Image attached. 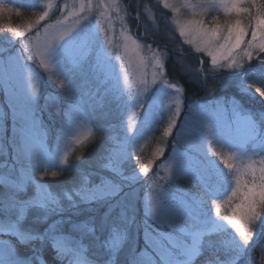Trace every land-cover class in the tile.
<instances>
[{"label": "rangeland", "instance_id": "rangeland-1", "mask_svg": "<svg viewBox=\"0 0 264 264\" xmlns=\"http://www.w3.org/2000/svg\"><path fill=\"white\" fill-rule=\"evenodd\" d=\"M256 2L251 12L238 13L233 0H0V14L24 16L15 30L0 33V200L16 185H21V199L41 194L38 186L43 185L62 201L63 239L75 245L71 223L90 217L99 221L110 204L71 208L65 194L74 191L82 172L101 173L122 187L111 203L126 209L129 242L144 254L138 264L159 259L153 243L159 234L192 242L180 229L193 233L199 226L183 211L194 201L200 220L224 228L209 225L200 243L203 250L211 249L198 250L188 264H232L228 246L240 238L225 218L240 203V193L259 185L264 175V97L255 92L264 88V52L257 46L250 49L251 59L245 55L264 13V0ZM252 5L241 0L235 7ZM237 20L247 33L243 43L229 59L213 65L207 51H197L204 44L195 23L225 31ZM138 21L155 43L131 36ZM164 44L196 57L173 54ZM61 46L68 49L61 59L46 54ZM168 60L173 75L198 86L191 87L195 94L188 104L183 87L167 75ZM233 104L240 109L235 114ZM248 121H255L257 136L251 135ZM94 141L105 146L98 169L72 165L78 147ZM115 154L130 156L118 175L101 168ZM181 164L185 171L178 173ZM144 165L147 173L140 171ZM123 176L134 179L124 181ZM161 204L172 210L175 228L158 223L149 211ZM34 212L29 209L22 221L29 218L27 230L39 234L44 226L35 223ZM257 214L258 222L242 221L250 243L239 264H264V205H257ZM2 217L7 224L16 214L3 212ZM82 248L87 253V242ZM206 253L207 259L198 260ZM81 256L94 263L93 255Z\"/></svg>", "mask_w": 264, "mask_h": 264}, {"label": "snow or ice", "instance_id": "snow-or-ice-1", "mask_svg": "<svg viewBox=\"0 0 264 264\" xmlns=\"http://www.w3.org/2000/svg\"><path fill=\"white\" fill-rule=\"evenodd\" d=\"M240 2L241 0H233L234 10L238 13L248 12V8L235 7ZM251 2L255 5L256 0H251ZM194 31L201 36L204 44V48L200 49L198 47L197 51H207L213 65L217 64L219 59H229L233 52L241 46L247 34L239 20L235 24H229L225 31H221L219 27L208 29L203 26V22H196ZM181 35H184L183 30L181 31ZM214 42H216L215 47H213ZM189 43H191V40H189ZM81 46L83 47L84 43ZM257 46L261 52H264V13L261 14V18L256 20L255 27L251 31V40L248 43L249 51L245 53L249 59L253 55L250 49ZM67 51L68 49L65 46H61V49H46V54L55 60L61 59L62 56L67 54ZM261 63H264V61ZM255 92L259 96L264 97V88L256 87ZM28 98L34 100L30 93L28 94ZM137 104H139V101H137ZM239 111V106L233 104L234 114ZM217 112L221 113L219 105L217 106ZM71 113L72 108L69 109L68 115L71 116ZM59 115L61 116V113ZM248 124L251 129V135L257 136L255 121H248ZM61 127L64 128L63 120H61ZM170 131L171 128L165 132V135H168ZM71 134L72 132L69 131L68 135ZM125 158H130V156L110 155L108 157V164L101 165V168L104 171H111L113 174L118 175L120 174V164ZM187 159L190 160L191 158L187 157ZM173 162L176 163L175 160ZM223 163L225 167H228L226 160ZM148 167V165H144L140 171L147 173ZM184 171L185 169L182 164L179 165L177 172L183 173ZM51 175L55 177L57 173L52 172ZM93 176L97 177L96 182H93ZM122 178L128 182L134 179V177L129 176H123ZM20 187L21 185L14 186V190L6 193L4 199L0 200V209L3 212L16 214L14 221L0 224V233H7L16 237L21 250L27 249L33 241H40L50 246L56 253V257L63 258L59 260L60 264H64L65 260L67 264H87V261L80 259L84 242H87L90 251L93 253L94 264H138V258L144 255L143 253L136 252L129 242L128 224L131 221L126 215V209L118 202L111 203L117 201L115 197L122 191V187L114 183L108 176L101 173L82 172L79 176V183L74 191L65 194L67 200L70 201L69 206L71 208H78L80 205L91 206L101 202L110 204L99 221L90 217L86 220L71 223L69 234L78 237L72 249L68 248L63 239L66 221L63 219L62 214L66 209L62 201L56 195L44 191L43 185L38 186L41 189V194L31 196L28 199H21L17 195V190ZM238 191V188L232 190V197H236ZM240 196L241 201L235 206L232 215L225 218L240 238L239 244L231 241L228 246V250L232 253V264H239L246 253V246L250 243L248 230L242 226V221L246 220L251 224L253 221L258 222L261 218L257 214V205H264V175L261 176L259 185L253 184L247 187L245 191L240 193ZM29 209L35 210L33 216L35 223L43 224L44 226L38 235L27 230H22L19 226ZM149 211L158 223H168L170 227H176L171 222L172 210L165 205L161 204L159 207L152 206ZM183 211L191 215L194 220L199 221V226L193 233H187L183 228L180 229L181 233L185 236L191 235L193 237L192 242L189 244L183 239L175 238L172 235L159 234L153 241L158 249L159 259L150 257V264H188V258L195 256L198 250L203 251L200 241L206 236L208 226L212 225L217 230H223L224 228L223 224L216 223L210 219L200 220L197 215V204L195 201L191 205H187ZM53 216H58L59 219L52 220ZM251 235L254 236V232ZM27 259L29 258L24 256L23 259L18 258L16 250L7 241L0 243V264H24V260ZM35 259H39V257ZM220 264H223V262H220Z\"/></svg>", "mask_w": 264, "mask_h": 264}, {"label": "trees", "instance_id": "trees-1", "mask_svg": "<svg viewBox=\"0 0 264 264\" xmlns=\"http://www.w3.org/2000/svg\"><path fill=\"white\" fill-rule=\"evenodd\" d=\"M257 4H259V2L258 3L256 2L255 5L250 6L251 8H249V11L251 12L252 10H254V7ZM255 12H257V11L255 10ZM6 13L7 12H5L4 14H0V33L1 34L4 33V32L8 33L9 31H11V29L15 30L16 27L20 26L19 25L20 22L24 21V16H21L18 13L17 14L12 13L11 15H9L10 13L8 15H6ZM250 17H252V16H250ZM167 75L170 76V78L173 77V80H175V82H178L183 87V89H184L183 92L185 93V102L184 103L188 104L187 102L190 99V94H195L194 92L191 91V87H198V86L193 84L191 81L187 80L181 74L173 75L171 67H170V61L169 60L167 61ZM199 93H197V94H199ZM101 135H102L101 133H98V136H101ZM103 147H105L103 142L101 143V145L99 143L97 144L95 141L91 145H88L87 143H84L81 146H79L78 150L73 154V156L71 157L70 163L72 165H79L80 164L81 168L84 166V167L92 168V170H96V169H98V167L100 165V160H101V156H102L101 153L103 152V149H102ZM78 151H81L82 153L77 154ZM76 154L78 156H76ZM92 170H90V171H92ZM103 173H106V172H103ZM2 216H3V212L0 209V218L1 219H3ZM3 220L5 222H7V219H3ZM29 225H31V224L29 222V218H27L24 221H22L20 227H21L22 230H27L26 226H29ZM205 245H206V240H205ZM213 246H214L213 250H215L216 244H214ZM87 248H88V244H87ZM209 249H211V248H209V247L205 248V250H209ZM205 250H203V251H205ZM87 254L93 255L92 251H90L89 248H88ZM205 259H207V253H206V255L202 254L201 257L198 260L202 261V260H205Z\"/></svg>", "mask_w": 264, "mask_h": 264}, {"label": "bare ground", "instance_id": "bare-ground-1", "mask_svg": "<svg viewBox=\"0 0 264 264\" xmlns=\"http://www.w3.org/2000/svg\"><path fill=\"white\" fill-rule=\"evenodd\" d=\"M0 224H5V221L1 218ZM5 241L12 245V247L16 250L18 258L23 259V256L29 258L24 260V264H60L59 260L63 259L62 257H56V253L52 250V248L40 241H33L27 249L21 250L16 237L7 233H0V243ZM36 257H39V259H35ZM80 259L87 261V264H94L91 260L84 258L83 256H80ZM64 264H67L66 260L64 261Z\"/></svg>", "mask_w": 264, "mask_h": 264}, {"label": "built area", "instance_id": "built-area-1", "mask_svg": "<svg viewBox=\"0 0 264 264\" xmlns=\"http://www.w3.org/2000/svg\"><path fill=\"white\" fill-rule=\"evenodd\" d=\"M137 29H138V27H136V31H137ZM136 31H135V32H136ZM142 35H144V34H142Z\"/></svg>", "mask_w": 264, "mask_h": 264}]
</instances>
